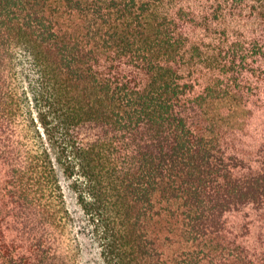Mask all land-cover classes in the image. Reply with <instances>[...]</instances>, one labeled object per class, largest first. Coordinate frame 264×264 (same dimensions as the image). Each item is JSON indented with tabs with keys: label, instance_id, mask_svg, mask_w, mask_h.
<instances>
[{
	"label": "trees",
	"instance_id": "16d2710c",
	"mask_svg": "<svg viewBox=\"0 0 264 264\" xmlns=\"http://www.w3.org/2000/svg\"><path fill=\"white\" fill-rule=\"evenodd\" d=\"M86 236L264 264V0H0V264Z\"/></svg>",
	"mask_w": 264,
	"mask_h": 264
},
{
	"label": "rangeland",
	"instance_id": "374dc122",
	"mask_svg": "<svg viewBox=\"0 0 264 264\" xmlns=\"http://www.w3.org/2000/svg\"><path fill=\"white\" fill-rule=\"evenodd\" d=\"M238 124L244 121L243 114H239L237 116ZM70 201L73 202V199L70 197ZM84 243H85V251H84V264H101L99 251L97 247L91 242L89 237H85Z\"/></svg>",
	"mask_w": 264,
	"mask_h": 264
}]
</instances>
